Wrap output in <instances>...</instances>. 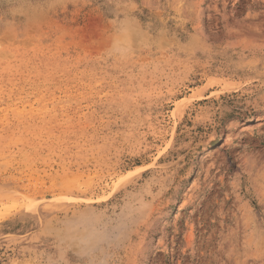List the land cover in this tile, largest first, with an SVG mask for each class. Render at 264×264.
<instances>
[{
    "label": "rangeland",
    "instance_id": "1",
    "mask_svg": "<svg viewBox=\"0 0 264 264\" xmlns=\"http://www.w3.org/2000/svg\"><path fill=\"white\" fill-rule=\"evenodd\" d=\"M0 264H264V0H0Z\"/></svg>",
    "mask_w": 264,
    "mask_h": 264
}]
</instances>
